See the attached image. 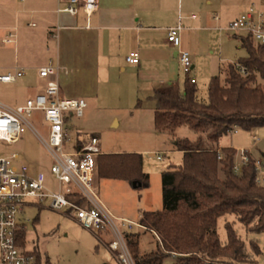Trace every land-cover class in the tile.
Returning <instances> with one entry per match:
<instances>
[{
	"label": "crops",
	"instance_id": "obj_1",
	"mask_svg": "<svg viewBox=\"0 0 264 264\" xmlns=\"http://www.w3.org/2000/svg\"><path fill=\"white\" fill-rule=\"evenodd\" d=\"M263 2L98 0V10L89 18L80 5L75 16L60 11L69 5L68 0H0V39L15 46L14 64L7 68L1 65L0 71L25 70L24 77L12 84H20L26 100L44 93L48 84L55 82L61 98L83 99L87 103L79 119L91 110H108L113 115L112 127H120L119 114H128L130 119L142 122L149 132L169 134L155 128V94L168 92L172 85H179L184 91L186 80L194 79L197 99L201 101L200 94L206 92L208 96L211 79L219 76L224 66L234 64L238 48L246 50L240 41L246 36L227 31L228 25L251 6L264 9ZM194 15L196 19L191 18ZM180 17L184 26L182 47L190 52L193 61L189 75L183 71L177 49L166 40L167 30L177 26ZM131 52L139 54L137 65L126 61ZM50 63L58 68L57 73L40 78L39 70ZM69 134L76 144L85 145L92 137L100 141L97 132L90 139L82 138L81 133L77 139L75 134ZM172 139L174 142L173 135ZM100 146L102 151L101 141ZM104 180L107 179L100 176V189ZM102 202L116 218L132 221L128 213ZM141 218L139 215L138 222Z\"/></svg>",
	"mask_w": 264,
	"mask_h": 264
},
{
	"label": "trees",
	"instance_id": "obj_2",
	"mask_svg": "<svg viewBox=\"0 0 264 264\" xmlns=\"http://www.w3.org/2000/svg\"><path fill=\"white\" fill-rule=\"evenodd\" d=\"M240 41L248 57L224 66L211 79L207 102L197 99L189 79L184 91L172 85L168 92L154 96L158 132L175 137L178 129L187 127L199 136L196 140L175 137L174 147L183 153V162L162 172L163 210L142 214L141 225L159 239L157 249L141 255L140 237L126 233L136 264H164L167 257H173L174 264H257L252 260L261 253L257 243L250 254L230 222L226 244L217 232L219 219L233 215L247 232L264 233V187L257 183L256 160L249 156V164L237 174V151L220 148L221 139L235 127L247 132L264 127V86L259 83L264 80V45L249 36ZM83 146L78 144V149ZM97 162L101 178L127 181L136 188L149 185L142 154L102 152ZM20 238L25 245L26 229ZM33 254L35 264H44L38 251Z\"/></svg>",
	"mask_w": 264,
	"mask_h": 264
},
{
	"label": "built area",
	"instance_id": "obj_3",
	"mask_svg": "<svg viewBox=\"0 0 264 264\" xmlns=\"http://www.w3.org/2000/svg\"><path fill=\"white\" fill-rule=\"evenodd\" d=\"M68 2L69 5L60 11L73 16L78 13L77 5L81 6L89 18L98 10V0ZM191 18L196 19L197 16ZM182 19L180 17L179 24L167 30L166 40L177 49L183 71L189 75L193 61L190 52L182 47ZM227 31L244 34L251 37L256 44L264 45V9L251 6L228 25ZM126 61L137 65L140 61L139 54L131 52ZM57 70L50 63L39 70V76L47 79L55 75ZM241 72L246 74L244 69ZM24 75L25 70L17 68L14 72L0 75V83L12 84ZM189 80L192 84L196 82L194 79ZM86 107L87 103L83 99L61 98L59 86L55 82L49 83L44 93L28 99L22 105L10 107L0 102V142L8 145L19 143L26 128L32 127L30 119L35 112L41 114L46 124V136L32 128L50 156V172L53 177L50 182L43 171L33 175L27 165H14V161L20 159L19 154L0 157V264H35L36 257L33 252L26 251V243L23 245L21 242L20 236L25 229L22 218L26 208L43 207V203H48V209L66 216L95 235L109 249L118 264H136L126 242V233L134 228H146L140 222L116 218L103 204L97 162V157L102 153L99 139L92 137L81 149L76 144L73 150L67 151L74 141L66 127V119L82 117ZM237 130L238 127H235L231 132L236 133ZM239 155L242 166L235 164V172L242 174L243 167L250 162V157L247 150H240ZM153 156L157 161H163L166 157L160 153ZM255 166L258 172L257 183L260 184L262 163L256 161ZM107 237H112V241L107 243Z\"/></svg>",
	"mask_w": 264,
	"mask_h": 264
},
{
	"label": "rangeland",
	"instance_id": "obj_4",
	"mask_svg": "<svg viewBox=\"0 0 264 264\" xmlns=\"http://www.w3.org/2000/svg\"><path fill=\"white\" fill-rule=\"evenodd\" d=\"M14 49V45L5 44L0 39V66L7 68L14 64ZM19 50L21 58L24 57L22 45ZM235 57L234 63L247 58L248 52L238 48L235 51ZM7 73L10 72L0 71V75ZM259 83L264 86V80H259ZM19 85L0 83V101L11 107L24 104L27 101V96L24 91L20 90ZM199 98L202 99L201 101H207V92L200 94ZM112 116L108 110L100 112L91 110L86 112L84 119L68 117L66 127L72 135L75 134L76 139L80 136L90 139L97 132L100 137L102 152L106 154L134 153L129 152L133 149L146 151L139 154L143 155L144 172L150 176L148 187L134 188V185L128 182L107 179L101 182L100 189V197L108 207L115 208L118 212H126L129 214V219L138 222L139 215L144 212L163 210L161 174L170 166L182 165L183 155L174 149L172 135L154 134L153 130L149 132V129L144 127L142 122L137 119H130L128 114L118 115L120 127L115 128L110 125ZM30 122L33 128L46 136V124L39 112H35ZM32 127L26 128L23 139L17 144L8 145L0 142V157H12L14 154H19L20 159L14 161V165H27L33 175L43 171L51 182L53 179L50 172L52 161L43 144L36 138ZM78 133L81 135L78 136ZM174 134L179 139L188 138L190 140H196L199 136L187 127L178 129ZM220 146L232 147L238 152H236L235 157L238 167L242 166L240 150L249 151V156L262 162L260 185L264 187V127L250 132L241 129H238L236 133L230 132L221 139ZM75 147L76 141L71 144L67 151H71ZM156 153L164 154L166 156L164 161H157L153 156ZM47 204L43 203V207H32L25 210L22 223L26 229V251H38L44 264H118L109 249L95 235L84 230L66 216L48 209ZM227 222L232 224L236 234L245 242L250 254H253L252 244H258L261 253L252 257V260L256 261L257 264H264V233H249L235 216L227 215L219 219L217 226L222 244L227 242ZM133 232L140 237L139 253L141 255L157 249L159 239L153 232L139 228H134ZM105 240L109 243L112 241V237H107ZM131 255L134 259L132 252ZM174 263L173 257H167L164 261V264Z\"/></svg>",
	"mask_w": 264,
	"mask_h": 264
},
{
	"label": "water",
	"instance_id": "obj_5",
	"mask_svg": "<svg viewBox=\"0 0 264 264\" xmlns=\"http://www.w3.org/2000/svg\"><path fill=\"white\" fill-rule=\"evenodd\" d=\"M133 185H134V188H136L137 185L136 184H133Z\"/></svg>",
	"mask_w": 264,
	"mask_h": 264
}]
</instances>
